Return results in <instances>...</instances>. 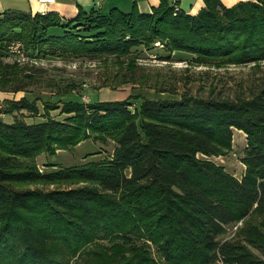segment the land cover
I'll list each match as a JSON object with an SVG mask.
<instances>
[{"label":"trees","instance_id":"trees-1","mask_svg":"<svg viewBox=\"0 0 264 264\" xmlns=\"http://www.w3.org/2000/svg\"><path fill=\"white\" fill-rule=\"evenodd\" d=\"M203 2L195 14L160 0L150 13L112 7L65 22L54 12H4L0 52L12 40L27 39L15 29L28 26L25 45L31 52L40 43L70 44L82 37L76 28L92 37L82 45L98 53L130 52L144 43L149 48L158 40L167 60L174 50L193 54L199 64L264 60V0ZM51 28L62 33L50 34ZM0 56V90H22L19 76L28 72ZM130 98L61 102L63 119L46 114L33 123L23 111L37 112L35 100L23 96L0 108V264H11L12 257L26 259L21 264H55L58 244L62 256L72 255L98 238L112 242L99 264H264V78L250 95L235 98ZM3 114H12V121ZM236 134L245 142L239 178L204 157L232 150ZM91 135L114 141L110 159L46 173L24 162L37 146L50 149ZM60 181L83 184L18 186ZM40 211L44 220H58L54 228L63 236H43L29 223ZM228 226L235 229L224 237ZM6 232L22 240L19 246L10 247ZM141 238L154 244L163 263L151 256L146 241L135 240Z\"/></svg>","mask_w":264,"mask_h":264},{"label":"rangeland","instance_id":"rangeland-1","mask_svg":"<svg viewBox=\"0 0 264 264\" xmlns=\"http://www.w3.org/2000/svg\"><path fill=\"white\" fill-rule=\"evenodd\" d=\"M29 29L30 27L27 26L15 30L24 34V38L29 40L26 36ZM72 31L82 37H76L66 45L53 42L40 43L33 52L25 45L27 39L12 40L8 43L6 50L0 52L3 62L16 63L24 69L23 72H28L29 77L19 76L24 86L22 90H0V108L10 107V100L17 101L23 96L29 101L35 100L37 112L23 111L25 121L33 123L43 120L46 114L56 119H63L65 114L61 113V102L114 101L131 97L130 102L139 103L143 98H179L183 93L202 97L235 98L250 95L264 78V60L258 64L238 65L219 61L199 64L193 61V54L179 50H174L167 60L168 52L158 40L150 42L149 48L144 43L133 47L130 52L98 53L82 45V42H90L91 35L79 33L81 31L76 28H72ZM48 32L62 33L60 28H51ZM16 41L21 43L23 52L29 58H25V54L22 58L17 53L12 54L9 51V45ZM5 100L9 101L5 102ZM2 119L9 123L13 116L3 114ZM232 143V150L225 154L204 157L224 166L228 172L239 178L245 168L240 158L245 143L243 136L236 134ZM114 146L115 143L110 138L101 140L92 135L91 138L80 139L78 142L66 139L53 143L50 149L37 146L30 160L26 159L24 162L33 163L39 172L46 173L88 162L106 161L112 157ZM82 184V182L60 181L33 182L18 186L51 190L56 187L69 189ZM43 216L44 213L40 211L38 217L30 218L29 223L40 228L43 236L57 238L63 236L59 229L54 228L58 220H44ZM234 229L233 226H228L224 237L231 235ZM7 237L11 248L12 245L17 247L22 242L11 237L9 232L5 234V238ZM135 240L146 241L150 245L148 250L151 256L163 263L150 240L143 238ZM111 243L110 238L93 239L82 245L74 254L67 255L66 252L64 256L61 255L58 244L52 261L55 264H99L104 260L103 255L107 256ZM3 253H0V258ZM24 260L21 261L20 257H12L11 264H21ZM36 264L44 263L40 261Z\"/></svg>","mask_w":264,"mask_h":264},{"label":"crops","instance_id":"crops-1","mask_svg":"<svg viewBox=\"0 0 264 264\" xmlns=\"http://www.w3.org/2000/svg\"><path fill=\"white\" fill-rule=\"evenodd\" d=\"M178 6L189 14H195L204 6L203 0H177ZM225 6H232L239 1L248 0H220ZM160 0H55L50 4H42L37 0H0V14L4 12L21 11L34 15L54 12L61 20L68 21L79 13L91 11L106 12L112 7L129 11L133 6L142 12L150 13Z\"/></svg>","mask_w":264,"mask_h":264},{"label":"built area","instance_id":"built-area-1","mask_svg":"<svg viewBox=\"0 0 264 264\" xmlns=\"http://www.w3.org/2000/svg\"><path fill=\"white\" fill-rule=\"evenodd\" d=\"M37 1L39 3H42V4H50V3H53L55 0H37ZM171 1L174 4V11L179 10V6H178V4H176L177 0H171ZM9 51H11V52H23V49H22V47L16 46V44H10ZM23 54H25V53L23 52ZM25 58H29V57L25 54Z\"/></svg>","mask_w":264,"mask_h":264},{"label":"bare ground","instance_id":"bare-ground-1","mask_svg":"<svg viewBox=\"0 0 264 264\" xmlns=\"http://www.w3.org/2000/svg\"><path fill=\"white\" fill-rule=\"evenodd\" d=\"M12 44H16V46L22 47L21 44L19 42H14ZM11 52V51H10ZM12 54H16L21 56L22 58H24V54L22 52H11Z\"/></svg>","mask_w":264,"mask_h":264}]
</instances>
